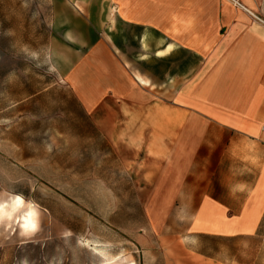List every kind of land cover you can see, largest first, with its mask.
<instances>
[{"label":"crops","instance_id":"0c3cea01","mask_svg":"<svg viewBox=\"0 0 264 264\" xmlns=\"http://www.w3.org/2000/svg\"><path fill=\"white\" fill-rule=\"evenodd\" d=\"M68 2L74 100L186 222L168 264H264V0Z\"/></svg>","mask_w":264,"mask_h":264},{"label":"rangeland","instance_id":"374dc122","mask_svg":"<svg viewBox=\"0 0 264 264\" xmlns=\"http://www.w3.org/2000/svg\"><path fill=\"white\" fill-rule=\"evenodd\" d=\"M80 9L0 0V264H168L186 222L148 213L142 158L102 133L65 83L77 48L63 33L83 30ZM14 196L22 209L10 210ZM28 205L35 227L24 233Z\"/></svg>","mask_w":264,"mask_h":264},{"label":"bare ground","instance_id":"6f19581e","mask_svg":"<svg viewBox=\"0 0 264 264\" xmlns=\"http://www.w3.org/2000/svg\"><path fill=\"white\" fill-rule=\"evenodd\" d=\"M139 80L142 81L143 84H145V81L141 79ZM17 197H19V199H17ZM23 206H24L23 199L20 196H14L10 210L22 209ZM3 212H5V209L1 208L0 215ZM16 220L18 223H20V228L24 233L32 232L35 227V217L32 207L28 205V207L22 211V213L20 214V216L17 217Z\"/></svg>","mask_w":264,"mask_h":264},{"label":"clouds","instance_id":"9594fccd","mask_svg":"<svg viewBox=\"0 0 264 264\" xmlns=\"http://www.w3.org/2000/svg\"><path fill=\"white\" fill-rule=\"evenodd\" d=\"M17 199H19V197H17Z\"/></svg>","mask_w":264,"mask_h":264}]
</instances>
